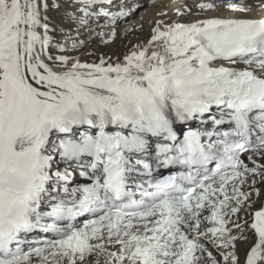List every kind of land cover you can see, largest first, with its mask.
I'll list each match as a JSON object with an SVG mask.
<instances>
[{"label": "snow or ice", "instance_id": "obj_1", "mask_svg": "<svg viewBox=\"0 0 264 264\" xmlns=\"http://www.w3.org/2000/svg\"><path fill=\"white\" fill-rule=\"evenodd\" d=\"M193 3L89 63L0 0V264H264V0ZM52 6L89 38L127 15Z\"/></svg>", "mask_w": 264, "mask_h": 264}, {"label": "bare ground", "instance_id": "obj_2", "mask_svg": "<svg viewBox=\"0 0 264 264\" xmlns=\"http://www.w3.org/2000/svg\"><path fill=\"white\" fill-rule=\"evenodd\" d=\"M119 0H115L118 7L112 9L113 12L119 10V6L123 5L124 10L127 13L120 20H126V26H122L117 30V25L113 27L110 23L107 27L103 29H97V31H103L105 33L103 39L98 35H93L91 38L88 37L86 33L80 34L79 36L74 31L69 21L65 17L64 8L53 7V4L60 3L63 4V0H47L49 4V9L47 12L48 23L50 28L53 29L51 35H58L60 38L56 39L55 43L63 45L66 41V37L70 34L77 40L86 41V46L80 50L74 52V55L80 57L82 62H99L100 57L108 58L111 57L113 61L123 56L129 52L135 45H144L151 37V30L155 27V21L160 19L165 22H172L175 20H180L181 22L189 23L197 18L196 9L193 1L188 7L192 8V13H187L182 17H177L175 15V8L181 5L182 0H175L174 4L168 6L167 0H123L122 3H117ZM143 7L144 11H140ZM54 8L57 11L56 14L52 15L50 9ZM160 13H166L167 15L161 16ZM221 13H210L207 15H220ZM136 15V16H135ZM101 24L105 21L101 20ZM128 24V25H127ZM115 35H112V33ZM70 43V41H69ZM53 56L59 54L55 47L50 49ZM255 207H260L258 203ZM246 248V243L241 242L238 245V254L243 260V254Z\"/></svg>", "mask_w": 264, "mask_h": 264}, {"label": "rangeland", "instance_id": "obj_3", "mask_svg": "<svg viewBox=\"0 0 264 264\" xmlns=\"http://www.w3.org/2000/svg\"><path fill=\"white\" fill-rule=\"evenodd\" d=\"M145 9H143V7L140 9V11H144ZM57 10L56 9H54V8H51L50 9V13L52 14V15H54V14H56L55 12H56ZM136 16V15H135ZM121 22H118V24H116L117 26V30L118 29H120L122 26H126V23H127V21L126 20H120ZM128 25V24H127ZM60 37H62V36H60ZM58 35H53V38H54V42H56V39H58V38H60Z\"/></svg>", "mask_w": 264, "mask_h": 264}]
</instances>
